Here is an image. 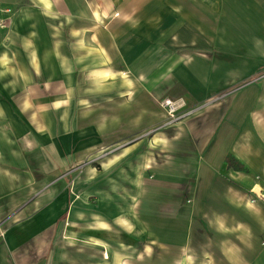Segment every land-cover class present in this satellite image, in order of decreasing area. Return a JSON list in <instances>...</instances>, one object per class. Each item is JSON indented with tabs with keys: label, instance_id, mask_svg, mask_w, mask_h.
Returning <instances> with one entry per match:
<instances>
[{
	"label": "crops",
	"instance_id": "crops-1",
	"mask_svg": "<svg viewBox=\"0 0 264 264\" xmlns=\"http://www.w3.org/2000/svg\"><path fill=\"white\" fill-rule=\"evenodd\" d=\"M0 17V264H264V0Z\"/></svg>",
	"mask_w": 264,
	"mask_h": 264
},
{
	"label": "built area",
	"instance_id": "built-area-1",
	"mask_svg": "<svg viewBox=\"0 0 264 264\" xmlns=\"http://www.w3.org/2000/svg\"><path fill=\"white\" fill-rule=\"evenodd\" d=\"M7 13H10L8 10ZM9 24L8 17L2 18L0 17V28H6ZM219 97H213L206 102L198 104L195 107L188 108L186 101L182 98L173 99V98H163L161 100V105L167 111L168 114V123H172L176 120L182 119L195 111L200 110L201 108L205 107L207 104L216 101ZM258 186V189L256 188ZM252 191L255 193V200H262L264 201V186L261 183H255L252 187ZM3 235V233H2Z\"/></svg>",
	"mask_w": 264,
	"mask_h": 264
},
{
	"label": "trees",
	"instance_id": "trees-1",
	"mask_svg": "<svg viewBox=\"0 0 264 264\" xmlns=\"http://www.w3.org/2000/svg\"><path fill=\"white\" fill-rule=\"evenodd\" d=\"M228 162L229 163H233L234 162V158L232 156L228 157Z\"/></svg>",
	"mask_w": 264,
	"mask_h": 264
}]
</instances>
